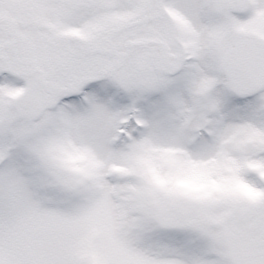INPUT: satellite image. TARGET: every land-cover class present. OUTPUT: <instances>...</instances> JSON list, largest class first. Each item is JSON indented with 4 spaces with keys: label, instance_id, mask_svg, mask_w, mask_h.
I'll return each instance as SVG.
<instances>
[{
    "label": "snow or ice",
    "instance_id": "1",
    "mask_svg": "<svg viewBox=\"0 0 264 264\" xmlns=\"http://www.w3.org/2000/svg\"><path fill=\"white\" fill-rule=\"evenodd\" d=\"M0 264H264V0H0Z\"/></svg>",
    "mask_w": 264,
    "mask_h": 264
}]
</instances>
